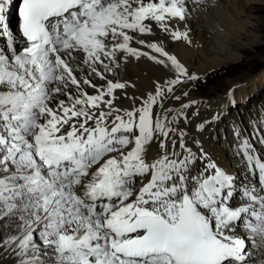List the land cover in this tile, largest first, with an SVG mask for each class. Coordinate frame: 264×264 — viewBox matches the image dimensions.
Wrapping results in <instances>:
<instances>
[{
  "label": "snow or ice",
  "instance_id": "6c2138e0",
  "mask_svg": "<svg viewBox=\"0 0 264 264\" xmlns=\"http://www.w3.org/2000/svg\"><path fill=\"white\" fill-rule=\"evenodd\" d=\"M11 3L0 0V34L8 32ZM184 4L22 0L19 14L27 46L20 54L13 49L11 57L0 54V202L9 211L19 202L33 218L16 238L21 257L32 253L21 264H43L41 244L33 236L41 224L39 240L55 251L57 264H244L246 244L236 234L238 224L264 235V212L230 206L233 178L214 163L190 181L189 157L169 152L163 140L159 158L146 159L145 145L157 135L166 139L171 131L166 117L153 119L162 89L121 115L113 107V93L125 84L110 83L89 95L81 83L96 85L79 81L70 63L80 53L85 63L107 70L105 59L114 62L117 51L141 55L129 46V33L150 32L145 23L150 20L168 31L166 21L185 18ZM171 34L191 43L186 32ZM150 47L187 75L174 56ZM92 70L104 78L96 67ZM69 84L80 94H68L71 103L53 105ZM258 166L264 182V163ZM244 195L264 209V198L258 200L248 190ZM246 214L258 223L245 222Z\"/></svg>",
  "mask_w": 264,
  "mask_h": 264
},
{
  "label": "bare ground",
  "instance_id": "6f19581e",
  "mask_svg": "<svg viewBox=\"0 0 264 264\" xmlns=\"http://www.w3.org/2000/svg\"><path fill=\"white\" fill-rule=\"evenodd\" d=\"M263 2L264 0H185L184 6L187 9L185 18L166 21L169 26L168 31L164 30L156 21L150 20L146 23L151 29L148 34L139 36L130 34L132 40L129 46L142 53L141 55L132 56L123 52L116 56L114 62L105 59V64L108 65L107 70L104 65L100 64L90 66L75 55V59L70 61L79 81L89 80L96 85V87H92L89 84L81 83V89L89 95L106 90L110 83L125 84L124 88L115 90L116 95L122 98L121 102L115 106L121 109V112L134 110L137 104L142 105L149 96L156 95L157 88H161L164 95L157 97V104L152 109L153 119L164 121L166 117L164 122L167 123L171 131L166 139L157 135L145 145L146 159L153 161L159 158L164 152V149L161 148L163 140L169 152L174 151L181 159L185 156L189 157L187 172L190 181L196 177L198 167L204 168L206 163H214L221 171L233 178V196L228 201L229 205L232 207L250 206V212L252 210L259 211V203L243 198L237 203V198L245 190L259 198H264L263 191L254 180L248 181L245 176L246 169L244 168L242 171L238 166L240 164L229 157L230 138L223 122L220 121L216 125L210 123L213 126L205 125V122L235 102L242 105L230 110L231 116L242 122L247 112L246 107H248V105L243 106L246 98L255 91L264 89V68L248 79L261 74L258 76L257 87L255 86L253 92L249 89L250 87L248 88L250 82L244 88L237 86L236 89H230L213 99H198L194 93L188 90V86H190V81L216 72V70L240 59L241 55L237 50L242 49L243 45H240L239 40L249 37L255 39L254 33L259 30L253 23V19L255 20L256 17L251 12V6ZM243 18L245 19L243 20ZM172 31L186 32L191 43L183 39H174ZM251 34L252 36H249ZM207 35L210 37L208 44H211L208 47H206ZM11 37L12 44H15V38L12 35ZM153 44L162 48L168 55L174 56L186 69L187 75H180L166 56H162L150 47ZM207 51H214L212 53V55L215 53L214 56H208ZM150 57H156V59ZM157 60H163L164 63H158ZM93 67L103 74V79L92 70ZM189 77H195V79ZM177 79H179L178 83H169ZM255 80L256 78L253 81ZM169 87L172 89L171 92L167 91ZM234 89L235 91H233ZM68 94L75 97L80 94V90L75 85L69 84L64 92L56 94L52 104L55 105L60 100L71 103ZM173 142L175 148L172 147ZM251 142L253 146L250 153L256 154L264 163V152L261 151V146L256 148V144ZM203 156H206L205 160H201ZM21 214L27 218L23 223H19L17 220L19 214H13L2 221L0 220V264H21L22 259L31 258L29 256L32 254L31 252L28 257L19 255V240L16 238L22 237L27 227L26 222L33 219L30 211ZM39 226H36L33 232L36 240L35 233ZM243 226H245L244 223L239 224L235 231L245 239L246 231ZM13 240H15L14 243H8ZM38 242L40 243L39 239ZM245 252L246 261L244 264H264L263 243L251 245L249 249L245 248ZM54 255L56 253L53 249H46L41 245L39 253L41 261L51 264L53 261L51 257Z\"/></svg>",
  "mask_w": 264,
  "mask_h": 264
},
{
  "label": "rangeland",
  "instance_id": "374dc122",
  "mask_svg": "<svg viewBox=\"0 0 264 264\" xmlns=\"http://www.w3.org/2000/svg\"><path fill=\"white\" fill-rule=\"evenodd\" d=\"M251 12L256 17L255 20L253 19V23H255V26L259 29H256L258 32L254 30V34L257 38H245L243 39L245 42L242 39L239 40L241 42L240 45H243L242 49L237 50L241 55L240 59L237 62H232L216 70V72L206 75L203 78L205 81L196 82L191 86V90L194 94L196 93V96L204 99L216 98L230 89H236L237 86L244 88L245 85L250 82L251 84L248 85V88L250 87L249 89L252 92L257 87L258 76L261 74H258V76L250 80L248 79L264 68V2L253 4L251 6ZM244 19L245 18H243V20ZM208 36L209 35L206 36V41H208L206 42V47L209 45L211 46V44H208L210 42V37ZM249 36H252V34ZM213 52L207 51V55L212 57L215 54L212 55ZM255 78L256 80L253 81ZM246 80L248 81L243 83V81ZM235 89L233 91H235Z\"/></svg>",
  "mask_w": 264,
  "mask_h": 264
}]
</instances>
